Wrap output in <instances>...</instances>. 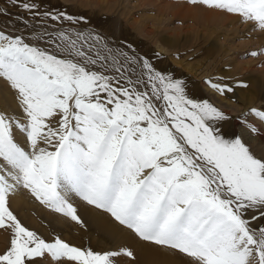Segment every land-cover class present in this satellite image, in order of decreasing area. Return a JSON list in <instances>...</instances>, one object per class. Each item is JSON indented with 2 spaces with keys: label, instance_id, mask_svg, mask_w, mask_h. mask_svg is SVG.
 <instances>
[{
  "label": "snow or ice",
  "instance_id": "snow-or-ice-1",
  "mask_svg": "<svg viewBox=\"0 0 264 264\" xmlns=\"http://www.w3.org/2000/svg\"><path fill=\"white\" fill-rule=\"evenodd\" d=\"M186 2L264 32V0ZM11 5L42 24L78 22L40 12L34 0ZM90 38L85 49L77 45L82 33L73 40L46 28L31 37L0 30V93L10 91L16 107L0 108V232L8 235L0 264H135L127 246L97 251L43 238L11 208L20 188L83 226L78 198L184 264H264V154L232 138L223 127L230 118L190 96L184 80L107 45L100 55L94 46L102 38ZM205 83L220 95L234 92L228 83ZM248 115L264 124V108Z\"/></svg>",
  "mask_w": 264,
  "mask_h": 264
},
{
  "label": "rangeland",
  "instance_id": "rangeland-1",
  "mask_svg": "<svg viewBox=\"0 0 264 264\" xmlns=\"http://www.w3.org/2000/svg\"><path fill=\"white\" fill-rule=\"evenodd\" d=\"M29 1L32 2L31 0ZM34 1L39 5L40 12L62 11L67 13V15L70 14L73 16L74 14L70 13L69 9L80 0ZM51 1L59 4L58 10L60 11H57L51 6ZM155 1L156 3L164 4L165 8L163 10H157L152 7L151 5ZM0 7L7 8L8 10V15L0 14V30L9 34L24 33L26 36L31 37L32 29L38 27L40 31L46 28L52 34L65 32L71 39L76 40L77 34L82 33L84 39L78 40L77 45L83 44L85 49L93 45L90 36H99L92 30L95 25L91 26V28L81 24L71 25L68 24V20L65 22H53L49 20L46 24H42L37 20H33L30 14L26 17L21 7L14 6L16 9L18 8L15 10V8L8 7L2 3V0H0ZM92 7H90L92 14L100 20L104 18L107 23L112 21L113 14L116 10H124L126 13L129 12L130 15L134 16L136 21L141 22L144 30L140 40L144 42L142 46L150 48L146 53L151 58L162 59L167 54H170L172 57L178 58L177 60L185 63L189 62L193 67L204 72L206 76L205 80L211 79L213 82H224L233 86L234 92L220 96L224 97L223 101L229 100L231 106H225L223 101L215 97L213 102L215 106L227 113L229 118L231 117L228 121L224 122V125L228 126L226 128L231 134V137L235 138V136L239 135L255 154H264V148L261 149L259 148L260 145H257L260 132L264 133V124H261L260 121L251 115L245 116V113L250 108H264V55L257 57L248 55L252 51L259 52L264 50V32L253 30L252 25L241 23L236 16L193 6L188 4L186 0H115L113 8L108 6V14L107 12L106 14L105 12L99 13L96 11L97 8L95 6ZM93 11L97 13L95 12V14ZM25 19L30 24L28 31L24 29ZM151 27H154V29H151ZM151 31H153V34H151ZM99 37L102 38L101 43L94 47H99L101 51L100 55H107L104 49V45H107V48L113 49L114 51L119 49L126 52L130 57L142 58L133 54L129 49L119 47V44H115L114 41L107 37ZM168 37L173 38L174 41H166ZM28 42L32 43L33 39L30 38ZM153 42H157V44L163 46L169 53L166 54L163 52L162 54V52H159L154 54ZM40 46L51 47V45L45 44H40ZM90 54L95 55L92 52ZM174 65L172 64L170 66L169 72L177 75V70ZM136 70L139 71V68L136 67ZM241 83L246 84L247 87L237 86ZM207 87L209 88L210 86L208 85ZM208 100L210 101V99ZM245 121L255 124L260 131L256 134L250 133L245 126ZM25 191L29 194L26 189ZM29 197L31 198V194ZM32 200L36 201L34 197ZM77 202L83 203L78 198H74L73 203L76 205ZM14 212L17 216L21 215L18 209L14 210ZM65 218L69 222L72 221L70 218ZM51 236L59 235L53 234ZM7 240L8 235L0 232V250L6 246Z\"/></svg>",
  "mask_w": 264,
  "mask_h": 264
},
{
  "label": "bare ground",
  "instance_id": "bare-ground-1",
  "mask_svg": "<svg viewBox=\"0 0 264 264\" xmlns=\"http://www.w3.org/2000/svg\"><path fill=\"white\" fill-rule=\"evenodd\" d=\"M2 3L6 4L8 7L15 8L11 5V0H2ZM64 3L66 2L64 1ZM76 4H74L73 7L69 6V12L74 14L72 17L78 22L73 23L69 21L68 24H81L89 28L95 25L92 30H94L97 35L107 37L114 41L115 44H119V47L129 49L133 54L143 59H148L150 63L165 74H171L169 68L172 64H175L177 75H171L176 79L185 81L187 86L186 90L193 98L210 99V102L214 106V97L218 98L220 101L224 100V97H220L221 95L215 93L210 87H207L208 85L205 83L206 76L204 72L193 67L189 62H181V60H177L178 58L167 54L169 53L168 50L163 48L160 44H157V42L152 43V47L155 50L154 54L159 52L163 54L164 52L167 54L166 57H163L162 60L155 57L151 58L150 55H147L146 52L149 51L150 48L142 46L144 42L140 40L143 36L144 26L141 22L136 21L134 16L130 15L129 12L126 13L124 10L115 11L112 9L115 11L113 14L114 17H112L111 22L107 23L104 18L100 20L90 11V7L93 8L92 6H95L97 12H105L106 14L109 9L108 6L114 7L115 0H80ZM58 5L59 4L55 2L51 4L54 9L60 11L58 10ZM151 6L157 10H163L165 8L164 4L156 3V1ZM17 9L15 8V10ZM95 12L93 11V13ZM68 15L71 16L70 14ZM65 21L67 20H63V22ZM65 25L67 26V24ZM151 29H154V27H151ZM151 34H153V31H151ZM166 41L173 42L174 39L168 37ZM95 48L97 51L101 52L99 47ZM92 53H95V51ZM223 102L225 106H231L229 100ZM0 108H7L9 111L13 112L16 111L15 102L10 91L5 90L3 93H0ZM225 114L229 117L227 113ZM223 127L227 130L226 127L228 126L223 124ZM258 138L259 141L257 145H260L259 148L263 149L264 133L260 132ZM29 195L30 193L28 194L25 189H18L11 196L12 210L18 209L22 215L18 216L22 223L31 230L42 235L45 239L50 240L53 238L51 235L57 234L61 239H66L76 246H81L83 248L91 247L97 251L115 249L117 246H127L130 247L135 254V264H184L181 257L166 252L152 244L140 241L133 233L117 225L112 221L110 216L100 210H96L84 203L77 202L75 206L78 208V214L83 221V226H81L74 221H67L63 215L55 213L39 202L32 200L33 197L31 196V199Z\"/></svg>",
  "mask_w": 264,
  "mask_h": 264
}]
</instances>
